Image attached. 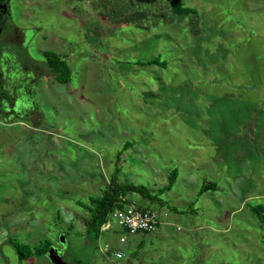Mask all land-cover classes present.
I'll return each mask as SVG.
<instances>
[{
    "label": "rangeland",
    "instance_id": "374dc122",
    "mask_svg": "<svg viewBox=\"0 0 264 264\" xmlns=\"http://www.w3.org/2000/svg\"><path fill=\"white\" fill-rule=\"evenodd\" d=\"M70 1L21 0L11 22L15 2L0 0V52L35 85V104L0 119V264H51L50 247L36 256L45 240L61 247L62 264L134 263L113 255L132 236L118 245L114 220L99 241L82 226L79 203L117 168V182L168 204L197 200L182 214L191 232L164 242L181 260L160 255L162 264H264V219L253 210L264 214V0H179L190 9L180 16L165 0ZM202 184L214 187L200 193ZM23 245L31 256L20 258Z\"/></svg>",
    "mask_w": 264,
    "mask_h": 264
},
{
    "label": "trees",
    "instance_id": "16d2710c",
    "mask_svg": "<svg viewBox=\"0 0 264 264\" xmlns=\"http://www.w3.org/2000/svg\"><path fill=\"white\" fill-rule=\"evenodd\" d=\"M166 3L169 5L170 12L172 15L180 16L185 15L190 12L189 8L183 7L181 2L179 0H165ZM56 60V61H55ZM49 59L48 65L49 67H52L55 72L58 74L61 72L63 74L64 65L61 61L57 59ZM154 63L153 60L147 61L146 64ZM59 76V75H58ZM58 78V80L62 82H66L67 80L65 78ZM2 109L0 108V118H2L3 115H1ZM5 123V122H4ZM119 157V153L117 155ZM115 163H118V160L115 161ZM116 173H113L109 176L108 181L106 184L101 185V193L98 196H88V202L89 204L82 205L80 208L85 209L87 212V219L83 221V230L86 235L95 240L101 235L100 227L105 221L107 220L108 216L116 209L122 208L124 203H128L127 195L128 194H135L141 197L142 199H145L149 203H161L162 201L158 199V196H151L147 189L141 185H135L132 183H119L116 181L115 175L118 172V168L115 170ZM176 173L175 171H172L168 177V183L167 185L162 188L160 191L165 192L167 189H169L172 186V183L175 180ZM205 184H202L200 187V193L205 192L206 190L214 187L212 184H208L204 186ZM155 198V199H154ZM255 214H257L260 219H264V214H261V211H257L256 208H253ZM50 246V243L45 240L42 245H40L37 249L36 256H42L47 248ZM20 258L23 257H29L31 256V251L29 248H26L24 245L20 247H14ZM24 251V253H22Z\"/></svg>",
    "mask_w": 264,
    "mask_h": 264
},
{
    "label": "crops",
    "instance_id": "0c3cea01",
    "mask_svg": "<svg viewBox=\"0 0 264 264\" xmlns=\"http://www.w3.org/2000/svg\"><path fill=\"white\" fill-rule=\"evenodd\" d=\"M183 174V173H182ZM187 176L185 179H182L184 183L192 185L195 183L194 178L191 176V174H183ZM177 177V175H176ZM175 177V180H176ZM179 179V177H178ZM174 180V182H175ZM173 182V183H174ZM172 183V185H173ZM202 186V185H201ZM198 190H200V187ZM170 188L166 191L169 192ZM165 191V192H166ZM189 191V190H188ZM204 193V192H203ZM192 195V193H190ZM200 194L196 193L195 196H199ZM194 196V195H193ZM174 197V196H173ZM136 205H138L141 208H147L152 211H154L158 217L157 227L156 230L152 233H135L132 234L129 243H127L126 248H114V253H124L125 256L132 255L136 256L135 259H131V262H134L132 264H162L163 262L160 261L159 256H164L167 260H172L173 262L177 261L178 259L181 260L179 253H176L173 250L172 257L169 256V249H165L166 244L164 242L167 240H171L174 244L178 242L179 236H176V233H190L191 232V216L189 215H182L183 213L190 212L193 210L194 204L197 202L196 199H188L186 202V207L184 210L182 209V206L180 205L179 199L177 197H174L173 200H177L172 202L171 204H168L164 201L161 203H148L145 201V199L139 198L140 200H136L135 198H132ZM155 206L158 207V209H152L155 208ZM191 209V210H190ZM189 210V211H188ZM182 216H186L185 218H182ZM184 222L185 227L184 229L180 227V223ZM200 227H196L195 231H197ZM125 235L123 232L121 233L120 237L124 238L123 243H119L118 245H123L126 243L127 239L125 238ZM130 235V234H129ZM102 237L97 239L99 241ZM192 239V236H190ZM115 257V256H114ZM132 257V258H134ZM131 264V263H130Z\"/></svg>",
    "mask_w": 264,
    "mask_h": 264
},
{
    "label": "flooded vegetation",
    "instance_id": "af4514ba",
    "mask_svg": "<svg viewBox=\"0 0 264 264\" xmlns=\"http://www.w3.org/2000/svg\"><path fill=\"white\" fill-rule=\"evenodd\" d=\"M12 4V2H15L14 10L11 15V22H14L16 19H21V17L18 15L19 12H21V0H1ZM63 5L67 6L71 4L70 0H62ZM81 2V1H78ZM94 6H98L95 4ZM36 7V5L32 6ZM54 7V6H53ZM38 12L37 8L35 10ZM6 9L4 5H0V16L1 14H5ZM1 24V22H0ZM31 30V29H29ZM32 31L23 33V36L21 34V42L22 44L29 43L32 38ZM16 35V34H15ZM14 35V36H15ZM42 55L45 57L50 56L49 59H58L52 51H43ZM14 56V55H13ZM14 61V58H8V54L5 53L3 50L0 52V108L2 109V118H0L4 122L12 121L14 117H20L21 112L26 107L23 104L29 105V104H35L34 102V88L35 85L32 84L33 76L31 75V72H21L18 73L17 70H14L16 64L12 63ZM56 61V60H55ZM12 65V68L9 66ZM58 86L65 85L64 87L69 86L68 81L66 82H56ZM33 111H35V106L32 108ZM12 123V122H11ZM49 247H52L55 251L52 252V255H57L59 257V260L62 259V249L61 247H55V245L50 244ZM48 247V248H49Z\"/></svg>",
    "mask_w": 264,
    "mask_h": 264
},
{
    "label": "built area",
    "instance_id": "2783aa9c",
    "mask_svg": "<svg viewBox=\"0 0 264 264\" xmlns=\"http://www.w3.org/2000/svg\"><path fill=\"white\" fill-rule=\"evenodd\" d=\"M120 209L114 210L100 227L101 232H107L110 229L111 220L115 221L116 226L124 234L152 233L156 230L158 217L156 213L147 208H141L136 203L128 201ZM119 243L124 242V238L118 239ZM116 259L123 257L122 253L114 254Z\"/></svg>",
    "mask_w": 264,
    "mask_h": 264
},
{
    "label": "water",
    "instance_id": "95a60500",
    "mask_svg": "<svg viewBox=\"0 0 264 264\" xmlns=\"http://www.w3.org/2000/svg\"><path fill=\"white\" fill-rule=\"evenodd\" d=\"M61 237L62 236H58V240L61 242V244H62V241H61ZM55 250L52 248V247H50L48 250H47V256H48V258H49V261H50V263L51 264H62V262L59 260V257L57 256V255H52L53 253L52 252H54ZM56 252V251H55Z\"/></svg>",
    "mask_w": 264,
    "mask_h": 264
},
{
    "label": "clouds",
    "instance_id": "9594fccd",
    "mask_svg": "<svg viewBox=\"0 0 264 264\" xmlns=\"http://www.w3.org/2000/svg\"><path fill=\"white\" fill-rule=\"evenodd\" d=\"M100 232H101V231H100ZM102 233H105V232H101V234H102Z\"/></svg>",
    "mask_w": 264,
    "mask_h": 264
}]
</instances>
